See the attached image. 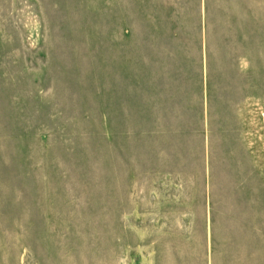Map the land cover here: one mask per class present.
<instances>
[{"label": "rangeland", "instance_id": "rangeland-1", "mask_svg": "<svg viewBox=\"0 0 264 264\" xmlns=\"http://www.w3.org/2000/svg\"><path fill=\"white\" fill-rule=\"evenodd\" d=\"M0 264H264V0H0Z\"/></svg>", "mask_w": 264, "mask_h": 264}]
</instances>
